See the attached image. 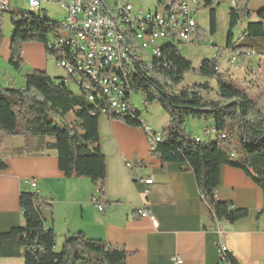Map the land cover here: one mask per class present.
I'll use <instances>...</instances> for the list:
<instances>
[{
  "label": "trees",
  "instance_id": "trees-1",
  "mask_svg": "<svg viewBox=\"0 0 264 264\" xmlns=\"http://www.w3.org/2000/svg\"><path fill=\"white\" fill-rule=\"evenodd\" d=\"M216 1L203 0L200 7L208 10L210 36L216 31ZM236 1L241 7L237 3L227 13L228 32L224 50L238 56L242 62L252 50L235 46L233 30L239 22H246L241 37L264 38V9L252 12L249 0ZM175 5L176 1L165 8ZM42 13L13 11L16 18L12 20L8 64L14 70L21 66L24 43L43 45L59 28V23H55V30H51L49 22L41 17ZM252 18L255 21H251ZM199 37L204 38V31L200 29ZM3 39L0 23V45ZM221 56L218 48L212 59L202 60L193 68L191 61L181 56L175 46L164 44L159 57L152 60L150 69L131 73L128 82L131 93L142 94L144 105L156 103L168 116V124L160 134L161 142L154 146L151 156L162 165H187L194 175L207 216L213 222L234 223L245 218L247 213L233 210L230 203L215 200L219 170L227 165L244 171L261 190L264 199V112L259 109V99L251 98L245 88H238L236 80L228 72L219 71ZM189 72L214 79L216 99L202 95L211 90L207 82L178 90L184 75ZM62 79L34 71L23 77L20 88L0 87V145L4 137H21L26 149L30 150L34 139L52 137L59 171L66 178L89 180L101 199L105 180V158L98 148L97 134V119L101 115L94 113L93 106L78 92L74 93L62 84ZM100 102L105 104L101 99ZM69 114L74 118L73 126L63 122ZM139 116L136 111L133 117L115 115L107 118L121 121L129 127H139ZM188 119L212 122L216 139L202 142L198 138L199 142H195V138L184 129ZM206 133L210 134L209 131ZM5 168L0 159V171ZM18 204L24 224L0 233V259L21 258L23 264H125L129 253L123 248H112L103 241L86 238L83 233L64 237L60 250L56 251V236L51 229H45L40 213L42 207L50 208L47 201L22 190ZM223 260L224 264H238L228 252L223 254Z\"/></svg>",
  "mask_w": 264,
  "mask_h": 264
},
{
  "label": "crops",
  "instance_id": "crops-1",
  "mask_svg": "<svg viewBox=\"0 0 264 264\" xmlns=\"http://www.w3.org/2000/svg\"><path fill=\"white\" fill-rule=\"evenodd\" d=\"M15 1L9 0L13 11ZM226 1L228 11L234 8L231 0ZM174 2L132 0L135 7H145L147 11L170 7ZM261 9H264V0H249L250 11ZM245 25L243 22L239 35L234 36L235 46L252 50L240 64L243 75L245 71L264 72V38L241 37ZM217 31L216 11L213 36ZM9 44L10 39H3L0 45V60L5 65L3 75L0 74L2 89L22 87L23 77L34 71L45 72L50 78L55 75L53 68L57 67L39 43H24L20 68H11ZM229 69L227 72L235 80L237 77ZM211 127L212 122L210 127H205V132ZM185 131L202 142L213 140L209 136L203 140L199 129ZM97 134L98 148L105 158L104 196L99 199L103 206L101 212L91 203L97 190L89 180L66 178L59 171L52 137L34 139L30 150L21 137L2 138L0 159L6 168L0 171V233L23 226L19 193L26 190L24 181L34 180L39 196L50 205V208L42 207L40 213L45 229H51L56 236L55 250L58 243L61 247L64 237L83 233L88 239L123 248L129 253L125 264H175L174 256L179 257L182 264H224L219 259L220 246H224L238 264H264V199L261 190L244 171L221 166L214 197L218 202L230 203L233 210L246 211V217L234 223L213 222L204 211L189 167L176 163L162 165L153 158L142 126L129 127L101 115L97 119ZM142 207L157 220V229H153L147 219L139 218L137 211ZM0 264H23V259L1 258Z\"/></svg>",
  "mask_w": 264,
  "mask_h": 264
},
{
  "label": "built area",
  "instance_id": "built-area-1",
  "mask_svg": "<svg viewBox=\"0 0 264 264\" xmlns=\"http://www.w3.org/2000/svg\"><path fill=\"white\" fill-rule=\"evenodd\" d=\"M29 12L47 13L42 5H57L65 15L66 43H59L49 38L43 47L52 58L56 67L63 70L65 78L61 83L69 87L71 84L78 94L95 109L94 113L103 116H115L109 113V107L100 102L98 94L87 86V81L76 74L67 62V53H74V60L89 66V72L96 75L97 80L108 86V93L118 97V105L136 113L131 103V89L128 82L131 73H142L151 67L156 58V48L171 44L179 48L182 44L198 45L199 27L194 15L202 6L203 0H176L173 8L147 11L137 8L132 0H26ZM238 1L231 0L232 7ZM11 12L9 0H0V13ZM162 12H169V21H162ZM232 63H239L236 55H231ZM148 145L153 147L161 142L160 134L150 127L144 126L140 120ZM210 133H214L211 130ZM224 138V135H221ZM194 141L199 142L198 138ZM233 156L234 152L231 151ZM26 190L39 195L36 182L26 180ZM91 203L102 211L103 206L98 196L91 198ZM140 219H147L153 229L158 222L144 207L138 211ZM224 246L219 248V259L223 262ZM175 264L182 260L174 256Z\"/></svg>",
  "mask_w": 264,
  "mask_h": 264
},
{
  "label": "rangeland",
  "instance_id": "rangeland-1",
  "mask_svg": "<svg viewBox=\"0 0 264 264\" xmlns=\"http://www.w3.org/2000/svg\"><path fill=\"white\" fill-rule=\"evenodd\" d=\"M217 6L215 7L217 11V23H218V31L215 36H210L208 32V10L200 8L199 11L194 15L196 22L198 24L199 29L205 32V36L200 41L198 45H187L182 44L179 48V54L184 58L191 61L193 68H196L198 64L205 59H212L217 51V48L221 49L222 56L219 59V66L222 73L227 72V68H230V72L237 77L236 86L238 88H245L250 95L251 98L259 99V109L264 112V72H256L255 74L249 71H245L241 69L240 64L243 62H239L238 64L232 63L231 55L229 52L224 50L226 34L228 30V5L226 0H217ZM16 7H14L15 12H29L26 0H16ZM42 9L45 10L46 16L45 20L49 22V26L51 30H55L54 24H58L63 21L64 11H62L57 5L49 4L42 5ZM144 9H146L144 7ZM15 14V13H14ZM10 13H1L0 14V23H1V31L5 40L11 38V34L13 31L12 20L16 18V15ZM243 22H239L237 27L233 30V34L235 37L239 35L241 26ZM168 43V41H164V43L160 42V44ZM213 44V45H212ZM48 56V55H47ZM51 59V58H50ZM52 60V59H51ZM53 62V61H52ZM6 68L11 69L9 66ZM55 72L52 78H65V73L62 69L53 68ZM5 70V65L0 60V74L3 75ZM246 76V77H245ZM207 82L210 86V91L206 93H202V95L208 99H216V83L214 79H208L202 77L196 73L189 72L184 75L183 81L178 85L177 89L180 90L183 87L190 86L193 84H203ZM69 88L74 93H77L75 87L69 84ZM131 103L133 108L140 113L139 119L144 120L147 125L153 127L155 131L162 133L168 124V116L165 111L161 108L160 105L156 103H152L150 105L143 104V96L140 93L134 92L132 93ZM63 122L67 125L73 126L74 118L72 114L67 115ZM205 127H210V121L198 120V119H188L185 122L184 129L190 130L194 129L198 131L200 130L201 137L203 140L211 137L214 141L216 139L215 135H208L205 132ZM60 250V244L58 243L56 246V251Z\"/></svg>",
  "mask_w": 264,
  "mask_h": 264
},
{
  "label": "bare ground",
  "instance_id": "bare-ground-1",
  "mask_svg": "<svg viewBox=\"0 0 264 264\" xmlns=\"http://www.w3.org/2000/svg\"><path fill=\"white\" fill-rule=\"evenodd\" d=\"M10 14H13L12 9H11ZM162 21H169V12H162ZM65 27H66V20H63L62 22L59 23V28L56 30V33L54 34V36H52L51 38L57 40V42L59 43H66V35L62 34V33H65ZM162 46H160L159 48H156V57H159ZM67 62H70V68H72V70H74L76 74H79V76L83 78V81H87V86H89L91 90H93L95 93L98 94V98L104 101L105 104L103 105H105V107H109L110 114L133 117V112H130L129 109L123 108L121 105H118V97H112L111 94L108 93V86L104 85V82H100L99 80H97L96 75H93V73L89 72V66H85L81 62L74 60V53H67ZM210 134L213 135L214 133H210ZM153 149H151V151ZM97 196H98V193H97Z\"/></svg>",
  "mask_w": 264,
  "mask_h": 264
},
{
  "label": "water",
  "instance_id": "water-1",
  "mask_svg": "<svg viewBox=\"0 0 264 264\" xmlns=\"http://www.w3.org/2000/svg\"><path fill=\"white\" fill-rule=\"evenodd\" d=\"M41 15H42V16H41L42 18H44V17L46 16L45 13H42Z\"/></svg>",
  "mask_w": 264,
  "mask_h": 264
}]
</instances>
